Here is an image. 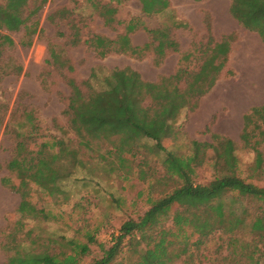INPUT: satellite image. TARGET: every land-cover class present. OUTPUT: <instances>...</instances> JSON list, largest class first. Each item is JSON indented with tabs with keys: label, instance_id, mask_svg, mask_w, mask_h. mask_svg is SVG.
<instances>
[{
	"label": "trees",
	"instance_id": "trees-1",
	"mask_svg": "<svg viewBox=\"0 0 264 264\" xmlns=\"http://www.w3.org/2000/svg\"><path fill=\"white\" fill-rule=\"evenodd\" d=\"M3 1L0 49L13 45L5 32L23 31L25 44L29 45L31 38L40 32L37 15L47 0ZM139 2L142 14L148 17L157 16L170 6V0ZM85 3L105 25L115 23L117 9L111 1L85 0ZM229 13L264 44V0H230ZM74 14L61 9L50 19L67 23L69 34L59 36L66 39L68 46L83 44L100 59L111 54L139 59L151 52L153 63L159 66L167 52H178L175 27L169 26L153 30L140 24L149 37L142 46L132 44L130 33L136 27L131 24L126 33L113 39L92 34L82 41L79 24L84 21H77ZM205 22L208 41L203 54L196 57L191 67L180 66L173 77L146 82L138 72L125 68L114 69L103 77L92 71L87 80L80 82L69 78L70 95L64 113L68 129L76 139L75 146L69 138L37 133L39 123L32 111H23L17 121L10 119L8 131L14 147L7 169L13 178H3L1 184L18 194L22 214L6 236V264H116L126 239L142 245L140 250L134 249L133 264H173L182 258L191 260L215 235L228 237L227 262L264 264V187L257 183L264 176V105L252 107L243 116L239 139L243 148L254 154L246 177L242 176L234 142L229 138L215 136L211 142L192 141L186 157L163 147V140L172 135L173 123L180 112L186 108L194 110L197 101L213 87L236 41L233 34L215 41L210 17ZM57 61L50 64L63 68ZM142 140L153 141L157 152H164L161 162L164 176L174 179L177 186L157 193L155 177L152 174L147 178L144 173L140 178L148 183V188L139 191L137 197L148 209L137 221L124 222L112 245L105 247L98 243L89 231L81 238L66 239L52 237L44 228L38 230L34 226L57 219L44 206L50 201L62 204L68 200L63 183L85 169L81 158L84 153L100 156L102 144L106 155L114 159L109 163V171L125 174L127 178V174L136 171L134 163L143 148ZM207 169L210 179L198 182L197 171ZM139 172L143 174L140 169ZM110 198L117 208L122 206L121 199L113 195ZM240 201L255 208L253 215L247 206L240 216L230 211L232 204ZM184 206L187 210L180 211ZM168 221L170 227L166 226ZM247 227L252 236L249 240L243 237ZM91 245L97 246L101 256L84 263L91 256Z\"/></svg>",
	"mask_w": 264,
	"mask_h": 264
},
{
	"label": "rangeland",
	"instance_id": "rangeland-1",
	"mask_svg": "<svg viewBox=\"0 0 264 264\" xmlns=\"http://www.w3.org/2000/svg\"><path fill=\"white\" fill-rule=\"evenodd\" d=\"M106 1H111L112 6L117 9L112 26L105 25L99 16L93 15L85 0H47L37 15L40 32L31 38L29 45L25 44L27 38L23 31L5 32L12 39L13 45L0 49V264H6L8 257L4 250L6 236L15 223L21 220L22 214L18 194L1 184L3 178H13L7 169L14 147L13 138L8 131L10 119L17 121L23 111H32L39 123L37 133L69 138L75 146L76 139L68 129V118L64 113L70 95L67 84L69 78L80 82L87 80L92 71L103 77L114 69L130 68L138 72L144 81L154 83L161 75L171 74L175 70V55H170L161 67L153 63L151 52L139 59L124 54H111L100 59L83 44L70 47L66 39L59 36V33L67 36L69 26L65 21L51 20L50 16L61 9L73 11L77 21H84V24H79L82 41L92 34L113 39L126 33L131 24L136 27L130 33L132 44L142 46L149 37L140 28V24L153 30L164 25L174 27L175 8L190 11L200 6L189 0H171L172 6L168 14L164 12L162 15L148 17L142 14L139 0H103ZM3 4L4 1L0 0V5ZM228 4L229 0H205V4H201L208 6L214 14L215 41L228 34H233L238 40L231 59L225 65L226 78L218 91H210L208 96L197 101L195 108L199 106L201 112L198 119H193V127L185 125L193 108L180 112L173 123L172 135L163 140V147L168 152L186 157L190 154L192 141L211 142L215 136L229 138L234 142L242 176L246 177L254 154L243 148L238 132L242 116L250 108L264 104V44H261L256 33L247 32L241 25L229 20ZM198 25L196 23L195 27ZM173 35L183 45L182 49L193 43L200 45L201 42L199 33L186 27L177 32L174 29ZM56 60L63 68L50 64ZM180 88H184L183 83ZM141 144L143 148L134 163L136 171L134 174H127V178L125 174L109 171V163L114 162V159L106 155L102 144V155L84 153L81 158L85 162V169L77 171L63 183L68 200L62 204L50 201V204L44 206L57 219L35 223L34 226L38 230L44 228L52 237L66 239L81 238L89 231L94 234L98 243L105 247L112 245L120 226L129 220L137 221L148 209L144 201L137 197L139 191H146L148 188V183L140 178L142 175L144 177V173L147 178L152 174L155 177L157 193L177 186L174 179L164 176L161 164L164 152H157L153 141L142 140ZM139 169L143 174H140ZM197 174L198 182L205 183L210 179L208 169L197 171ZM257 183L264 187V176ZM112 195L121 199L122 206L117 208L111 201ZM246 206L253 215L255 208L252 209L250 204L241 201L232 204L230 211L240 216ZM186 208L184 206L179 210L183 212ZM166 226L170 227V221ZM243 237L251 239L249 227L243 231ZM227 241L228 237L215 235L206 246L194 253L191 260L182 258L173 264H231L225 260L228 255ZM136 246L134 241L130 243L126 239L116 264H133L134 249L140 250L142 245ZM90 248L91 256L84 263L101 256L97 246L91 245Z\"/></svg>",
	"mask_w": 264,
	"mask_h": 264
},
{
	"label": "crops",
	"instance_id": "crops-1",
	"mask_svg": "<svg viewBox=\"0 0 264 264\" xmlns=\"http://www.w3.org/2000/svg\"><path fill=\"white\" fill-rule=\"evenodd\" d=\"M181 1H184V0H181ZM189 1L192 4H194V5H200V6L192 8L190 11L188 9H187L188 11H186V10L175 8L174 9L175 10L174 11V17H175V19H174V22H175L174 25L175 26L174 27H175V31L176 32L178 30H183L185 27L188 28V29H193L195 32H198L199 33V37L201 38L200 45L198 43H197L198 45H194V43H193L192 45L188 46L187 48L182 49L183 45L179 42L177 37L176 38L174 37L176 42L178 43V52H175V53L167 52L165 54V57L160 62L159 66L162 67L163 64H165V62L168 60V57L170 55H175L177 57L175 70L171 74L161 75L160 78L173 77L176 74L177 70L180 68V66H189V67H191L192 65H194L196 57H198L201 54H203V51L205 50V45L207 44V41H208V37H207L208 33H207V27H206V22H205V19H206L207 16L210 17V19H211L212 35H214V33H213V16H214V14H213L212 10L208 6H206V5L201 6V4H205V0H202L200 2H196V1H193V0H189ZM171 6H172V4H171V0H170V6L165 11V14H168L170 12ZM227 6H228L227 12H228L229 20L235 22L237 25H240L236 20H234L232 18V16L229 13L230 0H229V4ZM163 13H161L159 15H162ZM166 16H170L171 17L172 15H166ZM229 20L226 19V21L228 23L230 22ZM196 23H198L199 25L195 27ZM164 26H166V25H164ZM243 29L246 30L245 28H243ZM246 31L248 32V30H246ZM225 34H227V33H225ZM221 37L217 40L218 42L222 39ZM258 38H259V40H261L259 36H258ZM237 41H234L232 43L231 47H230V51L228 53L227 62L232 57V54H233L234 49H235V44L237 43ZM261 42H262V40H261ZM261 44H263V42ZM225 65H224V68H222V71H221L218 79L215 81V84L210 89V91H216V89L218 91L219 87L222 85V82H224V80L226 78V75H227V73L224 70L225 69ZM210 91L206 95H204L202 98H200V100L205 98L206 96H208L209 93H211ZM260 106H262V105H260ZM254 107H256V106H254ZM249 110H248V112H249ZM200 112H201V108L199 106L197 108H195L193 111H191L189 113V115H188L187 122H186L185 125L190 127V128L193 127V119H198ZM243 116H242V119H241V129L238 132V136L240 135V133L242 131V128H243ZM236 126H237V124H236Z\"/></svg>",
	"mask_w": 264,
	"mask_h": 264
}]
</instances>
